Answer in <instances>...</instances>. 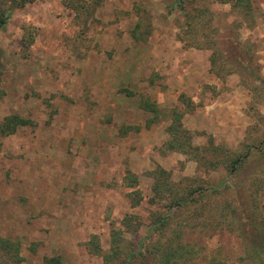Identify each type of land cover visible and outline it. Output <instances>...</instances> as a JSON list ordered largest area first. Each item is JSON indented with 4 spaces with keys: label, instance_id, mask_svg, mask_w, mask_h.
<instances>
[{
    "label": "rangeland",
    "instance_id": "obj_1",
    "mask_svg": "<svg viewBox=\"0 0 264 264\" xmlns=\"http://www.w3.org/2000/svg\"><path fill=\"white\" fill-rule=\"evenodd\" d=\"M181 1L90 0L80 17L75 0L11 10L0 125L33 123L0 132V238L20 245L22 264H125L139 248L132 264H158V238L183 243L181 264H264V0L251 13L236 0ZM177 113L196 146L218 153L168 150ZM159 167L177 192L199 191L153 230L165 214L152 201Z\"/></svg>",
    "mask_w": 264,
    "mask_h": 264
},
{
    "label": "trees",
    "instance_id": "obj_2",
    "mask_svg": "<svg viewBox=\"0 0 264 264\" xmlns=\"http://www.w3.org/2000/svg\"><path fill=\"white\" fill-rule=\"evenodd\" d=\"M4 2H9L10 5L0 7V29L4 28L9 20L11 10L24 7L26 4L34 2V0H3ZM76 2L72 5V9L76 13V17H80V13L82 10H90L91 5L89 4L90 0H75ZM93 4L96 6H101L104 0H92ZM181 1V0H177ZM223 3H230V0H219ZM239 7H244L246 12L252 11L251 1L250 0H236ZM183 3V1H181ZM237 6V7H238ZM132 34L135 36L136 32L133 31ZM216 61L212 59V64ZM0 78H1V65H0ZM147 106H151L150 103H147ZM33 123L32 120L26 119L20 115L13 114L4 118L3 122L0 125V132L2 135H10L15 133L19 128L31 125ZM169 133V140L166 143V148L171 151H178L185 155L190 156L197 162H200L199 152L204 150L206 152L218 153L220 147L214 144H209L207 146L199 147L193 143V137L187 130L183 128V124L181 121V114L177 113L176 117L172 119L170 125L167 128ZM251 155L250 151H247L244 154V158H247ZM238 160H234L231 165V171H238ZM154 183L152 187L153 198L152 201L154 203L166 202L163 205V209H165V214H161L154 222L152 228L153 230H157V228H161L168 223L170 219V215L176 212V210H180L194 202L196 200L195 195L198 193V189H192L191 191H183L177 192L175 190L174 183L172 182L171 173L166 171L165 169L159 167L155 169L151 173ZM216 188V187H215ZM134 199V198H133ZM138 202H133V204L139 203V200L134 199ZM129 217V216H128ZM128 219V218H127ZM130 220V218L128 219ZM126 220V221H128ZM125 222L126 227L128 228L127 223ZM130 223V221H128ZM96 238V237H95ZM123 237L121 236V229H115L112 232L111 239V250L113 253L118 254L120 250V246L122 243ZM92 244V243H91ZM153 248H149L150 253H153L157 256L158 264H181V259L185 256L184 245L181 241H175L171 238L163 240L162 238H158L153 242ZM96 254L102 255V248L100 246L99 241L94 243ZM143 248V247H142ZM0 251L6 252L8 258L10 259V264H22L26 259L21 255V247L15 241H12L10 238L1 237L0 238ZM138 253H142V249L140 248L133 249L127 256L125 264H132V260ZM5 254V253H4ZM110 254L103 253V259L105 261H110ZM8 259V260H9ZM45 264H61L60 258L52 257L47 258L45 260ZM218 264H226L225 262H219Z\"/></svg>",
    "mask_w": 264,
    "mask_h": 264
}]
</instances>
